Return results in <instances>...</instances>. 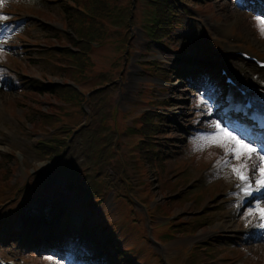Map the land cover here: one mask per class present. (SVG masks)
I'll return each instance as SVG.
<instances>
[{"label": "rangeland", "instance_id": "rangeland-1", "mask_svg": "<svg viewBox=\"0 0 264 264\" xmlns=\"http://www.w3.org/2000/svg\"><path fill=\"white\" fill-rule=\"evenodd\" d=\"M99 1L92 41L66 14L91 16L87 0L0 6V264H264V228L246 215L264 207V190L240 205L231 171L215 167L223 150L193 143L212 121L224 125L213 69L243 81L251 65L240 54L264 60V13L245 0H185L172 39L155 43L149 0ZM68 37L87 49H68ZM146 115L166 120L144 134ZM59 140L56 162L38 153ZM157 148L162 167L146 154ZM230 212L231 225L216 226Z\"/></svg>", "mask_w": 264, "mask_h": 264}, {"label": "snow or ice", "instance_id": "snow-or-ice-1", "mask_svg": "<svg viewBox=\"0 0 264 264\" xmlns=\"http://www.w3.org/2000/svg\"><path fill=\"white\" fill-rule=\"evenodd\" d=\"M3 3L4 0H0V6ZM7 19V16L0 15V21ZM256 27L260 35L264 37V16L256 17ZM0 51H3L2 44H0ZM209 127L212 131L203 133L194 139L195 150L202 151L209 146L221 148L224 155L217 160L215 167L230 169L231 174L239 181L237 187L240 188L243 196L248 197L254 191L264 190V146H255L219 120L212 121ZM250 172H253L255 176L254 186ZM246 215L257 217L260 221L257 226L264 228V207H261L259 203L254 208H250Z\"/></svg>", "mask_w": 264, "mask_h": 264}, {"label": "trees", "instance_id": "trees-1", "mask_svg": "<svg viewBox=\"0 0 264 264\" xmlns=\"http://www.w3.org/2000/svg\"><path fill=\"white\" fill-rule=\"evenodd\" d=\"M150 7L151 13L149 15V22L146 28V33L148 38L152 42L162 43L164 39L169 38L173 28V21L177 18V3L181 4L184 0H150ZM97 4H101L99 0H87L86 9L90 11L91 16L87 17V13L82 10H78L73 7H67V18L70 21V26L76 34H78L81 38L85 41H92L96 35L98 36L99 33L95 28V20L94 17L97 15L95 8ZM102 5V4H101ZM103 5L105 6V1H103ZM103 6V7H104ZM87 18V19H86ZM68 41L72 44L79 46L83 49H87L84 44L78 43L73 41L71 38L68 37ZM83 57L81 56L80 61H77L78 64L82 63ZM48 88V92H55L56 88H49L47 85H44L42 89ZM44 91V90H43ZM63 96V95H61ZM67 97V96H66ZM77 97L81 98L79 95ZM63 99V98H62ZM154 115H146L143 118V131L144 134H147V131L152 128L153 119H159L158 122L162 123L166 120V118H153ZM64 141H60V148L59 146H50V145H40V153L43 156L50 157L51 160L53 155H57L61 148L63 147ZM153 144V143H152ZM65 146V144H64ZM152 160H156L159 167L161 166L162 156H161V149L157 148L156 152L149 150L146 153ZM12 169V168H11ZM9 175V173H7Z\"/></svg>", "mask_w": 264, "mask_h": 264}, {"label": "bare ground", "instance_id": "bare-ground-1", "mask_svg": "<svg viewBox=\"0 0 264 264\" xmlns=\"http://www.w3.org/2000/svg\"><path fill=\"white\" fill-rule=\"evenodd\" d=\"M224 64L228 67V70H230V71H231V68L233 66H235L232 64L230 65L229 63H224ZM242 72L244 73V76L246 77V80H243V82H242L243 84L246 85V87H244L242 89H244L246 91V95H249L252 98L253 105L257 108V110L264 113V70L256 68L254 65L253 66L247 65V67L242 68ZM241 198L245 199L247 197L242 195ZM36 206H39V205H36ZM232 216H231V212H230V214H229L230 218L228 220H225V221L230 222V224L229 223H222V224L218 223V224H216V226H223V224H225L224 228H228L231 225ZM259 223H260V221L257 218V220L253 223V226H256ZM52 227L54 228V225ZM50 229L51 228H47V229L43 230L42 232L43 233H48V232L50 233V231H51ZM208 233H210L209 229L204 227L199 231L198 237L207 236ZM33 238L36 239L37 241L42 240L36 236H34ZM43 241H45V244L47 247H51V245L49 246V240L48 239H44ZM56 247H52V248L59 251V248L58 247L56 248Z\"/></svg>", "mask_w": 264, "mask_h": 264}]
</instances>
